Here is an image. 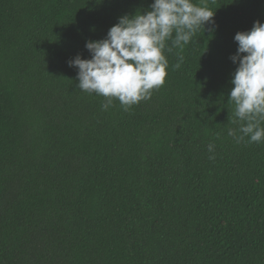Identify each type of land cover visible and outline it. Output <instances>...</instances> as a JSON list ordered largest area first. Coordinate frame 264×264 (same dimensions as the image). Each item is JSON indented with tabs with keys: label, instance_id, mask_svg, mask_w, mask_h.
<instances>
[{
	"label": "trees",
	"instance_id": "1",
	"mask_svg": "<svg viewBox=\"0 0 264 264\" xmlns=\"http://www.w3.org/2000/svg\"><path fill=\"white\" fill-rule=\"evenodd\" d=\"M0 264H264V0H0Z\"/></svg>",
	"mask_w": 264,
	"mask_h": 264
}]
</instances>
